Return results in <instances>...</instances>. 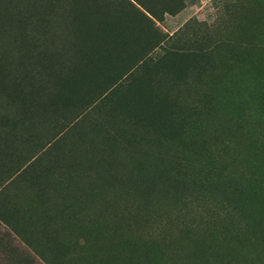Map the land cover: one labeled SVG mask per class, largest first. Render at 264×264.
<instances>
[{
	"label": "rangeland",
	"instance_id": "374dc122",
	"mask_svg": "<svg viewBox=\"0 0 264 264\" xmlns=\"http://www.w3.org/2000/svg\"><path fill=\"white\" fill-rule=\"evenodd\" d=\"M0 264H264V0H0Z\"/></svg>",
	"mask_w": 264,
	"mask_h": 264
},
{
	"label": "trees",
	"instance_id": "16d2710c",
	"mask_svg": "<svg viewBox=\"0 0 264 264\" xmlns=\"http://www.w3.org/2000/svg\"><path fill=\"white\" fill-rule=\"evenodd\" d=\"M146 6V5H145ZM146 9L148 10V8H147V6H146ZM18 233H20V232H18ZM18 233L16 232V234L18 235ZM19 236V235H18ZM20 237V236H19Z\"/></svg>",
	"mask_w": 264,
	"mask_h": 264
}]
</instances>
